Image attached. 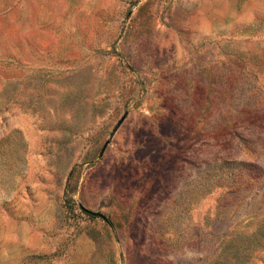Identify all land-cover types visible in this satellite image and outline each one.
<instances>
[{
	"label": "rangeland",
	"instance_id": "obj_1",
	"mask_svg": "<svg viewBox=\"0 0 264 264\" xmlns=\"http://www.w3.org/2000/svg\"><path fill=\"white\" fill-rule=\"evenodd\" d=\"M0 264H264V0H0Z\"/></svg>",
	"mask_w": 264,
	"mask_h": 264
},
{
	"label": "water",
	"instance_id": "obj_2",
	"mask_svg": "<svg viewBox=\"0 0 264 264\" xmlns=\"http://www.w3.org/2000/svg\"><path fill=\"white\" fill-rule=\"evenodd\" d=\"M88 211V210H87ZM88 212H91V211H88Z\"/></svg>",
	"mask_w": 264,
	"mask_h": 264
}]
</instances>
